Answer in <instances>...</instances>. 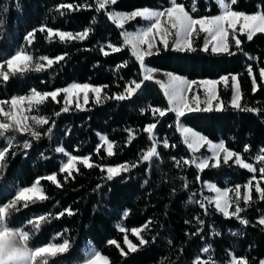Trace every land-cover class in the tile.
I'll return each mask as SVG.
<instances>
[{
	"label": "trees",
	"instance_id": "16d2710c",
	"mask_svg": "<svg viewBox=\"0 0 264 264\" xmlns=\"http://www.w3.org/2000/svg\"><path fill=\"white\" fill-rule=\"evenodd\" d=\"M177 2L183 3L193 18L220 13L215 0H195L196 12L192 11L194 0ZM61 3H87L93 7L64 10L65 15L61 16L57 11ZM145 6L162 9L170 5L169 0H118L117 5L110 7L131 12ZM234 9L255 14L264 11V0H239ZM93 17L97 20L95 24H91ZM0 21H3L0 26V63L20 49L37 60L44 55L54 61L51 67L42 62L44 69L41 71L17 73L7 82L0 79V100L30 94L32 89L53 91L75 82L99 86L102 97H113L123 92L129 81L142 79L138 62L130 49L123 45L122 30L107 18L105 11H95L94 0H0ZM146 23L137 18L127 22L123 31H135ZM89 26L94 30L83 41L62 42L59 37L49 39L46 31H39L41 27H51L77 33ZM29 32L34 33L31 42L26 40ZM237 33L242 43L237 49L235 42H231L229 50L233 55L213 54L210 49L208 52L161 50L158 55L146 57V64L188 80H217L223 75H237L241 105L256 111L242 112L231 108L233 93L229 78L227 86L224 83L217 85L219 101L226 105L224 110L188 113L182 118V125L214 143L223 140L229 150L253 165L254 172L239 167L233 159L228 165L221 163L220 167L208 168L202 173L194 166L177 167L173 157L179 158L182 164V159L191 154L177 130L175 115L166 112L160 117L159 113L151 111L153 107H168L163 90L152 80L144 82L137 94L124 101L109 98L96 103L90 98L84 110L70 106V111L64 113L61 112L64 107L61 93L56 101L49 98L40 105L38 113H29L47 117L49 124L40 127L42 138L32 141L27 156L20 148L15 149V156H7L8 166L0 172V188H7L12 182L17 189L30 187L36 179L53 173L61 186L58 188L41 179V187L48 199L29 202L28 208L23 207L22 201L17 205L20 211H14L11 216V224L23 227L29 219L45 215L48 220L34 235L32 246L62 243V237L71 243L68 253L38 258V264H80L89 249L99 250L108 258L109 264H196L197 259L210 260L212 264H232L234 259H246L250 264H259V260L264 259V225L259 224V219L264 218V201L255 192L256 186L264 188V173L260 171L264 162L257 159L264 148V80L259 75L260 69L264 68V33H257L251 41L246 35ZM204 35L197 39L198 49L203 45ZM109 42L121 46L122 50L112 52L106 47ZM105 51L109 53L107 56ZM60 55L65 59L57 62L55 58ZM249 65L253 68L252 77L247 74ZM4 70L7 71L6 65ZM253 79L256 91H253ZM56 113L60 114L57 116ZM156 121L159 123L154 131L159 141L160 158L143 162L142 153L152 143L143 129ZM50 126L53 131L49 139L44 133ZM16 136L18 144L30 139L28 134ZM101 137H106L114 145L111 157L107 155ZM164 140L175 147L164 148ZM3 146L0 140V147ZM57 147L64 148L71 155L89 156V162L94 166L86 168L77 164V170L71 176L60 173L59 168L67 157L57 153ZM199 154L208 153L204 148ZM45 156L48 158L44 159ZM121 164L136 166L130 172H122L113 180H107V172H102L101 168ZM198 175L201 180L197 179ZM249 181L251 199L247 205L242 199L240 203L244 209L240 216L249 221L247 225H242L235 217L225 218L214 206L207 210L201 207L200 201L211 195L205 190L204 183H213L221 189H234L240 185L242 197L243 186ZM229 195L235 197L234 192ZM11 199H14V193L7 200H0V206ZM68 210L73 215L69 216ZM61 211L65 213L63 217H59ZM229 211H234V206ZM121 227L126 232H121ZM133 228H141L142 235L150 243L141 247L131 233ZM27 230L32 231L30 225ZM125 235L137 245V252L128 251L124 244ZM112 240L117 243L110 244ZM209 246L210 251L204 253L203 248Z\"/></svg>",
	"mask_w": 264,
	"mask_h": 264
},
{
	"label": "snow or ice",
	"instance_id": "6c2138e0",
	"mask_svg": "<svg viewBox=\"0 0 264 264\" xmlns=\"http://www.w3.org/2000/svg\"><path fill=\"white\" fill-rule=\"evenodd\" d=\"M95 11L106 12L107 18L114 23V25L121 29V36L123 37V45L130 49L131 55L135 58L140 66V75L142 79L129 81L123 92L115 94L113 97L101 96L102 89L99 86H92L89 83L75 82L67 87L56 89L53 91L41 92L36 89H32L30 94L20 95L12 97L10 100H0V140L3 141L4 146L0 147V172H4L7 168V156H15L17 153L16 148L24 150L25 156H27V150L31 149L32 141H39L42 138V133L39 130L41 126L48 125L49 119L41 114H31L34 111L38 113L39 106L44 104L49 98L52 101H56L57 98L64 94V107L61 112L67 113L70 111V106L75 103V107L79 110H84L80 103V94H83V103H89V93L95 94L96 103L102 102L109 98H114L116 101H124L132 98L137 94L138 90L142 89V84L147 81L153 80L154 74L158 71L149 67L146 64V57L158 55L161 50H172L177 52H195L197 50L208 52L209 49L213 54H228L233 55L231 52V42H235L237 49H240L241 39L238 38L237 24H239V35H246L248 41L253 40L257 33H264V11L257 12L255 14H246L242 11H237L234 6L238 4L239 0H215V3L220 9L218 15L205 16L201 18H193L185 9L183 3L177 2V0H169V5L162 9H152L150 7H141L131 12H123L112 10L110 6L118 4V0H94ZM19 6V5H18ZM93 5L84 4H70L61 3L57 8V11L61 16L65 15V11H77L81 8H92ZM193 12L197 11L195 6V0L192 8ZM137 18L147 22L133 32L123 31L125 24L128 21H134ZM97 22L93 17L91 24ZM3 21H0L2 26ZM94 29L89 26L82 31L72 33L62 30H53L51 27H41L40 32H47L49 39L53 37H59L60 41L68 42L71 40L83 41L89 37V34ZM201 34L204 35V42L201 48L196 47L197 39ZM34 33L29 32L26 35V40L31 42V38ZM162 46V48L160 47ZM112 52H120L121 46L114 45L109 42L106 45ZM103 51V48L101 49ZM109 53L104 52L107 56ZM65 59L64 55L57 56L55 60L57 62ZM249 59H252L249 57ZM51 67L54 63L52 59L47 56L41 55L38 60L31 54L27 53L24 49L18 50L10 58L6 59L3 63H0V79L7 82L11 75L17 73L25 74L28 71H41L44 69V63ZM5 65L7 71H5ZM126 66V65H122ZM247 74L249 77L253 76V68L251 65L247 67ZM167 77V83H161V81H155L160 84L164 91V95L167 98V109H161L153 107L151 111L153 113H159L160 117H164L166 112L173 113L175 115V121L177 130L183 137V143L187 146L190 152L188 158L182 159L173 157L176 160L177 167L194 166L199 173H202L208 168H218L221 163L228 165L230 160L234 158L235 164L243 169H247L249 172H254L256 169L251 163H246L241 155L235 153L233 150H229L225 142L220 140L219 142H212L208 137L202 135L192 129L182 125V118L189 112H210V111H222L226 107L221 103L213 104V101L219 99L217 95V85L224 83L227 86L229 78L231 80L232 98L230 106L231 108L242 112H254L256 109L248 106L241 105V88L238 82V77L235 74L223 75L217 80L213 79H201V80H188L180 75L173 73H164ZM261 80H264V68L259 72ZM196 86V87H194ZM203 91V98L200 95V91ZM253 91H256V81L253 79ZM191 93V95H189ZM203 105V106H202ZM60 113H56L58 116ZM159 121L149 123L143 129V132L148 134V139L152 141L151 146L147 150L143 151L141 160L143 162H150L153 158H160L158 152V144L155 129H157ZM53 127H48L45 131V135L51 138ZM16 134H28L30 139H25L22 143H17ZM131 137V132H129ZM103 143L107 146V155L111 157L113 155L114 145L106 138L101 137ZM163 147H175V145L169 144L168 140L163 141ZM206 147L208 155L199 154L201 150ZM10 149L12 151L10 152ZM247 147L245 151H247ZM57 153H63L67 157L65 163L59 168L60 173H67L69 176L77 170V164H82L86 168H92L94 165L90 163L89 156H76L69 154L64 148L57 147L55 149ZM199 154V155H198ZM48 157H44L47 159ZM261 162H264V148L261 149V154L257 157ZM135 164H121L115 167H107L106 179L111 181L114 177H118L122 172H130ZM101 171H105L101 168ZM260 171L264 173V167H261ZM6 176V173H4ZM41 179L50 181L58 188L61 186L58 183L57 175L55 173L46 175L40 179H36L31 186L19 187L14 182L10 183L7 188H0V200H7L8 197L14 193V199L4 203L0 206V228L7 229L12 227L16 230L23 239L31 241L34 235L40 231L41 224L48 220L45 215H40L38 219H29L27 224L23 227H13L11 224V216L13 212H19L20 209L17 205L22 201L23 207L28 208L29 202L35 203L36 201H45L48 197L44 194V190L41 187ZM182 180L185 177H181ZM198 180L201 177L197 176ZM250 184L251 181L246 183L243 188V196L241 197V186L236 185L235 188H225L214 184H208L209 191L214 193V196L206 197L204 201H200L201 207L206 210L214 206L215 210L222 213L225 218L235 217L242 225H247L248 220L242 218L240 213L244 209L240 206L241 199L243 203L247 205L251 199L250 196ZM234 192L235 197H230L229 193ZM255 192L259 194L260 200L264 201V188L256 186ZM234 206V211L230 212L229 209ZM64 211L59 213V217L64 216ZM69 216L73 215L71 210L67 211ZM127 213H125V216ZM55 217V218H59ZM202 223V221H198ZM259 224L264 225V218L259 219ZM28 225L31 226L32 231L27 230ZM121 232H126V229L121 227ZM67 231V230H65ZM141 228L131 229L133 236H136L139 240L141 247L149 244L150 241L142 235ZM216 235H219L216 233ZM155 238H153V241ZM110 244H116L115 240L109 241ZM124 244L127 245L128 251L131 253L137 252V245L130 242L127 235L124 237ZM71 248L70 240L62 237V243L49 242L46 246H35L31 244V255L33 264H36L38 258L41 257H55L58 254L68 253ZM210 251V246L203 248L204 253ZM90 255L86 256L83 260V264H109L108 258L103 256L99 250L89 249ZM121 255L125 253L121 252ZM0 264H14L13 255L6 253L3 248H0ZM196 264H212L210 260L197 259ZM232 264H250L246 259H234ZM259 264H264V259L259 260Z\"/></svg>",
	"mask_w": 264,
	"mask_h": 264
},
{
	"label": "clouds",
	"instance_id": "9594fccd",
	"mask_svg": "<svg viewBox=\"0 0 264 264\" xmlns=\"http://www.w3.org/2000/svg\"><path fill=\"white\" fill-rule=\"evenodd\" d=\"M0 248L13 255L14 264H33L31 241L23 239L12 227L0 228Z\"/></svg>",
	"mask_w": 264,
	"mask_h": 264
},
{
	"label": "rangeland",
	"instance_id": "374dc122",
	"mask_svg": "<svg viewBox=\"0 0 264 264\" xmlns=\"http://www.w3.org/2000/svg\"><path fill=\"white\" fill-rule=\"evenodd\" d=\"M138 19H140V18H138ZM129 22V21H128ZM237 31L239 32V24H237ZM128 32H133V31H128ZM164 73H169V72H164V71H160V70H158L155 74H154V79L152 80V81H161V83H167V77L164 75ZM184 78V77H183ZM160 85V84H159ZM161 87V86H160ZM195 87V86H194ZM217 87V86H216ZM162 89V88H161ZM163 90V89H162ZM200 91V95H201V97L203 98V91H202V89L201 90H199ZM164 92V91H163ZM63 94V93H62ZM189 95H191V93L189 94ZM63 96H64V94H63ZM90 98H92V99H94L95 100V94H93V93H89V100H90ZM80 103H81V105H82V108H84V106L86 105V104H84L83 103V94L81 93L80 94ZM216 103H220V101H219V99L218 100H216V101H213V104L215 105ZM71 106H74L75 107V103H73ZM203 106V105H202ZM76 108V107H75ZM77 109V108H76ZM189 113H192V112H189ZM186 114H188V113H186ZM179 132V131H178ZM180 133V132H179ZM182 137V136H181ZM182 139H183V137H182ZM101 143H102V145H103V147H104V149L106 150V145L103 143V141L101 140ZM205 150L207 151V149H206V147H205ZM107 152V151H106ZM208 155V154H207ZM233 160H234V158H233ZM107 168V167H106ZM106 168H105V170H106ZM208 184H213V183H208V182H206V183H204V188H205V190L207 191V192H209L211 195L210 196H214L215 194L214 193H212L211 191H209V189L207 188V185ZM92 250H94V249H92ZM88 255H90V252H89V250L88 251H86V253H85V257L86 256H88ZM85 259V258H84ZM80 264H83V262L82 263H80Z\"/></svg>",
	"mask_w": 264,
	"mask_h": 264
},
{
	"label": "crops",
	"instance_id": "0c3cea01",
	"mask_svg": "<svg viewBox=\"0 0 264 264\" xmlns=\"http://www.w3.org/2000/svg\"><path fill=\"white\" fill-rule=\"evenodd\" d=\"M154 79V78H153Z\"/></svg>",
	"mask_w": 264,
	"mask_h": 264
}]
</instances>
